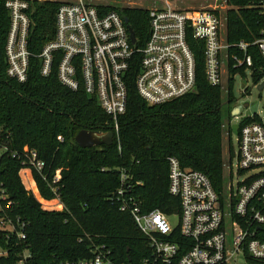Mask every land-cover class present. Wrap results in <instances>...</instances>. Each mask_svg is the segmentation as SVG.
<instances>
[{"label": "trees", "instance_id": "1", "mask_svg": "<svg viewBox=\"0 0 264 264\" xmlns=\"http://www.w3.org/2000/svg\"><path fill=\"white\" fill-rule=\"evenodd\" d=\"M5 2L0 0V143L8 151L0 156V185L8 200L0 202L2 207L12 203L6 210L7 217H20L28 224V264L79 261L91 257L96 248L109 251L117 262L142 264L151 249L132 215L120 210L119 190H124L122 199L128 205L131 198L144 213L160 210L171 215L179 211V199L169 193L168 160L174 157L184 170L207 175L223 196L224 121L226 116L230 121L235 102L234 76L244 75L249 68L233 69L232 62L229 64L225 105L222 86L207 82L203 49L194 41L196 91L172 102L149 106L136 89L138 56L127 78L128 108L118 118L120 147L115 138L112 146L83 149L75 141L80 131L114 132V121L95 98L82 89L74 92L60 83L57 62L50 76L41 74L38 56L55 38L61 3H31L28 48L32 57L28 79L19 83L7 75L11 19ZM122 14L142 47L149 37L147 14L131 9H124ZM227 18L230 42H253L261 37L264 17L257 12L230 11ZM249 53L253 59L250 70L257 85L264 78V60L257 47L250 48ZM254 121L262 119L258 115L243 119L238 132ZM30 151L36 152L44 163L42 173L23 164ZM15 153L19 156L14 158ZM122 170L127 176L125 183L121 182ZM56 172L60 182L52 185ZM53 186L58 188L63 211L43 205L56 199ZM183 241L179 239L181 244ZM14 244L13 239L0 232V247L8 251L7 256L0 257V264H17L24 245ZM250 262L264 264L261 260Z\"/></svg>", "mask_w": 264, "mask_h": 264}, {"label": "built area", "instance_id": "2", "mask_svg": "<svg viewBox=\"0 0 264 264\" xmlns=\"http://www.w3.org/2000/svg\"><path fill=\"white\" fill-rule=\"evenodd\" d=\"M33 0H6L11 25L6 46L7 75L19 83L28 79L30 59L29 10ZM56 14V35L41 54V74L50 76L57 62L60 83L76 92L83 90L95 98L114 121L113 141L120 147L118 118L128 108L127 78L136 57L139 72L135 84L149 105H162L196 91V60L192 43L201 44L207 82L222 86L224 68H252L250 48L257 47L264 60V29L253 42H230L228 12L241 9L264 17V0H63ZM111 9V10H110ZM124 9L147 14L149 37L142 47L133 43ZM236 50L237 53L232 52ZM235 77V76H234ZM253 117V116H252ZM244 125L238 138V151L225 166L232 174L235 157L239 174L253 173L236 189L226 184L223 196L200 171L184 170L178 159L169 158V193L180 202L179 211L167 215L160 210L144 213L122 199L120 210L129 212L151 249L142 264H251L264 261V118ZM63 140L62 138L60 139ZM7 147L0 143V156ZM17 153L13 157H18ZM29 165L42 173L44 163L37 153L26 154ZM27 175V173H25ZM127 176L121 171V182ZM60 182L56 172L52 185ZM57 195L58 188L52 187ZM34 191V189H32ZM33 191H31L33 193ZM8 195L0 185V200ZM64 210L59 196L54 200ZM12 203L2 207L0 226L11 225L5 236L24 245L17 264H28V224L20 217L6 216ZM177 219L173 225L170 219ZM262 237V239L260 238ZM179 239H184L181 244ZM0 257L8 251L1 248ZM64 264H126L117 262L109 251L96 248L91 257Z\"/></svg>", "mask_w": 264, "mask_h": 264}, {"label": "rangeland", "instance_id": "3", "mask_svg": "<svg viewBox=\"0 0 264 264\" xmlns=\"http://www.w3.org/2000/svg\"><path fill=\"white\" fill-rule=\"evenodd\" d=\"M35 1V0H33ZM32 1V2H33ZM39 3H43L46 1L51 2H58L63 0H36ZM230 78L229 72L227 67L224 68V74H223V83H222V89H223V100L224 104H227V89H228V80ZM233 96L235 97V102L233 103V108L237 105L239 106H245L246 107L240 117H233L231 115L230 121H228V117L226 116L224 121V134H223V160L224 164H229L230 156L232 154V151L237 153L238 151V138H239V132H238V126L241 123V121L245 118L252 117L254 115H258L261 118H264V78L259 84H255L252 78V72L250 69H248L244 75L237 74L234 77V88H233ZM226 111V108L225 110ZM232 149V150H231ZM224 165V177L226 180V184L230 185V183L233 185L234 189L237 188V186L243 182V180L251 177L253 173H244L239 174L238 169L236 167V160L235 157L233 158L232 162V174L230 176V170ZM26 175V174H25ZM31 191L32 187L30 188ZM36 193L35 190L33 191V194ZM35 195V194H34ZM43 204V202H41ZM56 202H52L49 204H43L44 206L59 209L58 205H56ZM2 210L1 202H0V212ZM171 223L175 226L177 225V219L173 218L170 219ZM12 227L11 225H8L6 228H3L0 226V232H11ZM0 253H3V251L0 249ZM240 264H245L243 260H241Z\"/></svg>", "mask_w": 264, "mask_h": 264}, {"label": "water", "instance_id": "4", "mask_svg": "<svg viewBox=\"0 0 264 264\" xmlns=\"http://www.w3.org/2000/svg\"><path fill=\"white\" fill-rule=\"evenodd\" d=\"M130 34L132 42L135 43L136 37L133 29H130ZM246 107H248V105L235 106L232 109L231 115L236 118L240 117ZM113 137L114 135L112 132L103 133L97 131L82 130L77 134L75 141L81 148L87 149L101 146H112L114 143Z\"/></svg>", "mask_w": 264, "mask_h": 264}]
</instances>
